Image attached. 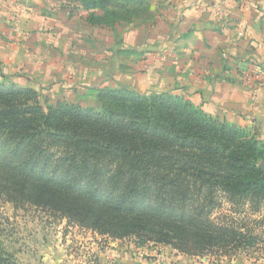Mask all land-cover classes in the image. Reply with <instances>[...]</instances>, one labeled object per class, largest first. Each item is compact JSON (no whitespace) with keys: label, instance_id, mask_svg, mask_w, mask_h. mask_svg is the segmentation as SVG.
<instances>
[{"label":"trees","instance_id":"obj_1","mask_svg":"<svg viewBox=\"0 0 264 264\" xmlns=\"http://www.w3.org/2000/svg\"><path fill=\"white\" fill-rule=\"evenodd\" d=\"M76 1L99 27L146 23L157 11L153 0ZM93 93L95 107L52 104L0 81V220L10 203L189 257L231 262L259 251L264 143L256 135L178 94ZM0 264H19L1 240Z\"/></svg>","mask_w":264,"mask_h":264},{"label":"crops","instance_id":"obj_2","mask_svg":"<svg viewBox=\"0 0 264 264\" xmlns=\"http://www.w3.org/2000/svg\"><path fill=\"white\" fill-rule=\"evenodd\" d=\"M153 2L154 20L109 28L89 25L88 12L61 1L0 0V81L53 104L86 106L89 96L92 107L101 87L174 93L245 129L257 124L264 140V0ZM154 249L166 257L155 251L158 259L141 254L137 263L209 264L169 246Z\"/></svg>","mask_w":264,"mask_h":264},{"label":"rangeland","instance_id":"obj_3","mask_svg":"<svg viewBox=\"0 0 264 264\" xmlns=\"http://www.w3.org/2000/svg\"><path fill=\"white\" fill-rule=\"evenodd\" d=\"M57 1H61L70 11L76 10L79 5L76 0ZM41 97L46 101L44 96ZM83 99L86 104L83 107L94 105L91 97ZM246 130L253 135H259L257 124H252ZM261 141L264 143V140ZM0 240L19 264H138L137 259H141V254L146 259L155 260L159 257H154L156 249L151 250L156 247L154 245L140 247L135 239L113 240L100 237L70 224L60 216L31 206L15 209L10 203H3L1 206ZM156 253L162 254L163 257L167 255L166 251ZM251 253L252 257L243 254L241 257L255 262L261 259L264 264V244L260 246L259 251ZM195 258L209 264L232 262L225 257L218 259L216 256ZM235 258L239 257H234L233 261Z\"/></svg>","mask_w":264,"mask_h":264},{"label":"water","instance_id":"obj_4","mask_svg":"<svg viewBox=\"0 0 264 264\" xmlns=\"http://www.w3.org/2000/svg\"><path fill=\"white\" fill-rule=\"evenodd\" d=\"M261 168L264 170V163L261 164Z\"/></svg>","mask_w":264,"mask_h":264}]
</instances>
